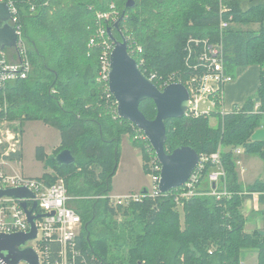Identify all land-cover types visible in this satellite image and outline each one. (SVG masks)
Returning <instances> with one entry per match:
<instances>
[{
	"label": "trees",
	"instance_id": "trees-1",
	"mask_svg": "<svg viewBox=\"0 0 264 264\" xmlns=\"http://www.w3.org/2000/svg\"><path fill=\"white\" fill-rule=\"evenodd\" d=\"M4 1L16 9L15 25L31 70L25 78L0 88V119L18 124L41 121L59 130L60 141L52 155L48 157L44 147L37 146L35 158L52 167L53 173L44 172L41 177L50 182L63 179L71 196L68 204L80 216L77 247L87 258L95 257L82 264H243L241 253L247 249L256 251L257 264H264V228L246 231L248 218L241 211L254 193L258 204L264 205V177L244 185L235 153L241 147L264 161V140L251 139L264 120L262 112L253 111L256 103L264 111V0H223L230 8L226 12H220V0H132L130 7L128 0ZM111 5L118 13L116 27L113 21L96 16ZM230 16L223 37L225 70L232 74L237 67L257 65V90L223 115L214 110L210 115L218 117L215 127L206 114L165 120V150L184 145L199 155H210L219 149L232 195L220 200L211 194L195 195L179 205L173 198L181 190L178 187L127 206H110L106 196L122 134L142 147L145 161L155 154L148 141L136 137L140 131L116 114L115 100L100 73L104 46L98 26L110 28L115 39L123 35L143 73L163 88L166 81L184 83L189 73L184 61L188 37L217 39L220 19ZM91 37L95 41L89 44ZM4 54L11 61L17 58L14 49ZM139 109L146 118L155 117L151 99L141 101ZM62 149L73 153V164H56L53 157ZM3 157L19 160L22 152ZM210 168L208 162L203 177ZM202 187L209 191L207 182ZM117 212L124 216L122 222L112 219Z\"/></svg>",
	"mask_w": 264,
	"mask_h": 264
},
{
	"label": "built area",
	"instance_id": "built-area-1",
	"mask_svg": "<svg viewBox=\"0 0 264 264\" xmlns=\"http://www.w3.org/2000/svg\"><path fill=\"white\" fill-rule=\"evenodd\" d=\"M222 2L223 0H220V12L230 10ZM7 3L12 11L11 24L16 28L18 35L15 49L17 58L11 61L6 58L4 52L1 54L0 88L16 78H25L31 70L26 49L22 43L21 31L15 25L17 20L16 9L11 3ZM117 14L116 9L111 5L109 11L98 12L96 16L100 20H111L115 23ZM229 24H231V16L227 20L220 19L218 23V38L214 40L209 37L198 38L189 36L185 44L184 55V61L188 66L189 73L183 78L184 83L180 80L166 81L164 85L166 86L171 82H180L185 85L189 93L188 109L185 115H210L214 110H217L221 115L226 113L222 108L223 88L226 83L233 80V75L225 70L224 65L225 48L223 37L224 31ZM107 29L102 24L97 28V34L102 38L104 46L100 57V73L106 82L110 53L114 46L113 40L107 35ZM94 41L95 38L91 37L89 44L94 43ZM152 77L148 78L152 80ZM253 111L262 112L264 115V111L258 110V103L255 104ZM136 137L143 142L148 141L141 131ZM4 140L8 143V146L1 152L0 164L6 162L3 156L18 151L20 135L17 132L8 130ZM1 144L2 140L0 137ZM241 151H243L241 147L235 149L236 154L241 153ZM208 162L211 163V168L206 176L203 177V171ZM237 164H239V161H237ZM145 166L151 179V187L123 195L108 194L106 197L110 206H127L131 202H139L144 198L166 195L161 193L158 188L161 165L156 157H150L145 161ZM204 178H206L205 181L208 183L209 191L201 189L203 188ZM13 187H23L31 193V196L19 199L12 196L0 197V233L28 232L30 224L22 203L26 204L27 209H31L33 204H35L33 215L38 216L34 220L36 236L27 241L24 246H30L35 250L39 258V264H82L87 260L94 261V256L90 257V259L87 258L77 247V236L80 231L81 219L79 214L68 204L71 196L62 178L57 179L55 182H50L41 176L30 177L18 172L5 173L0 171V189ZM180 187L181 190L173 194L175 202L179 205H181L182 200L201 194H211L219 200L223 197L229 198L232 192L228 189L226 173L219 149L210 155H199L196 167L191 172L188 180ZM95 197L105 196L98 195ZM78 258L80 259L79 263L77 262ZM23 263L25 262H19L18 264ZM0 264L5 263L0 259Z\"/></svg>",
	"mask_w": 264,
	"mask_h": 264
},
{
	"label": "water",
	"instance_id": "water-1",
	"mask_svg": "<svg viewBox=\"0 0 264 264\" xmlns=\"http://www.w3.org/2000/svg\"><path fill=\"white\" fill-rule=\"evenodd\" d=\"M128 0L126 6H132ZM12 11L9 4L0 0V56L7 49H16L18 35L16 28L11 24ZM117 26V22L114 23ZM111 35V29H107ZM114 46L110 53L107 74L108 90L116 103L118 117L129 121L146 136L155 157L161 165L158 183L159 191L168 193L174 188L182 186L196 167L199 154L190 146H179L171 152L165 150L166 128L165 120L181 118L188 109L189 93L185 85L180 82H171L159 88L148 78L136 60L129 54L126 38L121 35L120 40L113 38ZM145 99H151L155 105L156 114L148 119L140 111L139 104ZM258 101V98H255ZM56 164L69 166L75 162V156L69 149H62L54 157ZM12 196L16 199L31 196L23 187L2 188L0 197ZM30 230L26 233H0V259L5 264H39L35 250L24 246L27 241L35 238L36 227L31 209L26 208L23 202Z\"/></svg>",
	"mask_w": 264,
	"mask_h": 264
},
{
	"label": "rangeland",
	"instance_id": "rangeland-1",
	"mask_svg": "<svg viewBox=\"0 0 264 264\" xmlns=\"http://www.w3.org/2000/svg\"><path fill=\"white\" fill-rule=\"evenodd\" d=\"M250 27L257 29V25ZM209 124L215 127L218 124V117L210 115ZM263 125L261 123L257 128H264ZM8 130L19 133L20 143L18 144V151L20 150L22 152V158L19 160L4 158L6 162L0 164V171L5 173L18 172L30 177L41 176L44 172L53 173L52 167L47 162L36 160L35 149L37 146H43L47 156L50 157L60 141V133L57 128L41 121H25L22 124H18V122H9L0 119V137L2 140L0 152H3L8 146V143L4 140ZM237 158L240 161L237 169H244V172L239 175L244 185L252 183L255 179H262L264 177V161L261 157L241 151V154ZM144 162L142 147L132 142L127 134H122L119 144L118 164L115 174L111 179V190L109 194L123 195L138 192L144 188H150L151 179L149 173L143 168ZM205 184L206 181L202 185L205 186ZM248 201L245 200L241 207L242 213L248 218V223H246L245 228L250 229V231L258 227L264 228V213H253L255 203L252 200L251 203H248ZM256 207L259 210H264V205H259L258 202H256ZM179 212L182 222L183 212L181 208H179ZM112 219L117 222H122L124 216L121 212H117ZM241 257L243 264H257V253L252 249L243 250Z\"/></svg>",
	"mask_w": 264,
	"mask_h": 264
},
{
	"label": "crops",
	"instance_id": "crops-1",
	"mask_svg": "<svg viewBox=\"0 0 264 264\" xmlns=\"http://www.w3.org/2000/svg\"><path fill=\"white\" fill-rule=\"evenodd\" d=\"M259 71L260 69L257 65H247L234 69L232 73L233 80L226 83L223 88L222 108L224 111H231L234 106L241 105L249 96L253 95L256 92L259 84ZM262 123L264 124V120L262 121ZM251 139L264 140V128H257L256 130H254L251 135ZM240 154L241 153L236 154V156L238 157V155ZM238 172L240 175L242 172H244V169H238ZM240 181L243 183L241 176ZM247 200H249L248 203H251V200L255 203L253 213L260 214L258 212L259 209L256 207L257 194L254 193L252 195V198ZM245 229L248 232L250 231V229L248 228Z\"/></svg>",
	"mask_w": 264,
	"mask_h": 264
}]
</instances>
